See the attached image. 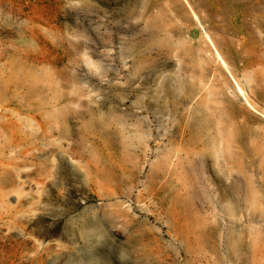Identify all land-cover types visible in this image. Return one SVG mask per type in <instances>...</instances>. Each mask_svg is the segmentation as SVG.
Returning <instances> with one entry per match:
<instances>
[{
	"label": "rangeland",
	"instance_id": "1",
	"mask_svg": "<svg viewBox=\"0 0 264 264\" xmlns=\"http://www.w3.org/2000/svg\"><path fill=\"white\" fill-rule=\"evenodd\" d=\"M0 264H264V0H0Z\"/></svg>",
	"mask_w": 264,
	"mask_h": 264
},
{
	"label": "bare ground",
	"instance_id": "2",
	"mask_svg": "<svg viewBox=\"0 0 264 264\" xmlns=\"http://www.w3.org/2000/svg\"><path fill=\"white\" fill-rule=\"evenodd\" d=\"M238 90H239V88H238ZM240 91V90H239Z\"/></svg>",
	"mask_w": 264,
	"mask_h": 264
}]
</instances>
